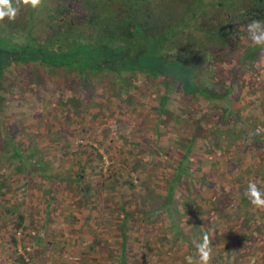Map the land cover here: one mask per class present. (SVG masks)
Listing matches in <instances>:
<instances>
[{
    "label": "trees",
    "instance_id": "obj_1",
    "mask_svg": "<svg viewBox=\"0 0 264 264\" xmlns=\"http://www.w3.org/2000/svg\"><path fill=\"white\" fill-rule=\"evenodd\" d=\"M253 21L264 31V0H42L0 20V204L15 211L13 227L23 216L14 189L4 188L15 179L6 174L19 172L28 183L33 166L49 183L48 199L63 183L84 193L116 190L125 211L132 192L150 217L166 212L183 237L184 223L199 214L216 210L214 221L225 223L242 211L252 203L250 184L264 199V131L253 124L264 109V82L257 83L264 43L254 42ZM148 92L153 101L140 103ZM138 102L146 109L130 140ZM223 157L224 171L238 173L226 184L216 166ZM159 173L164 190L154 202ZM222 185L227 202L217 208L214 186ZM204 236L185 240V249L199 256ZM9 237L14 243V232Z\"/></svg>",
    "mask_w": 264,
    "mask_h": 264
},
{
    "label": "rangeland",
    "instance_id": "obj_2",
    "mask_svg": "<svg viewBox=\"0 0 264 264\" xmlns=\"http://www.w3.org/2000/svg\"><path fill=\"white\" fill-rule=\"evenodd\" d=\"M39 32V29H35L34 33L37 34ZM244 72V73H243ZM250 68H247L246 70L242 71V81L243 84L240 88V98L239 101H243V97L247 92V87L249 86L248 83L250 82L251 75H250ZM260 81L264 82V73L259 74L257 83L260 86ZM135 88V87H133ZM135 94V92H132ZM156 94L148 92L146 95H142L139 98L140 103H144L146 105H149ZM139 102L136 104V109L133 111L132 114V121L128 127V131L132 132L128 136V139L131 140L132 135H136L139 132L136 128L138 126V120L139 116L144 112V109H146L145 106H139ZM246 110H241L242 117L248 116V113L245 112ZM136 119V120H135ZM135 120V121H134ZM134 121V122H133ZM253 124L255 126L259 127L260 130L264 131V109L260 111V113L254 118ZM135 128V129H133ZM230 141H232L231 136L229 137ZM164 144H167V141H163ZM118 145V143H116ZM125 145H131L125 144ZM198 148L199 145H196ZM55 148V147H54ZM102 148L99 147V151ZM54 151L50 152L48 155L53 153ZM146 153V152H145ZM227 156L229 159L231 157L233 158L234 151L233 147L230 146V148H227ZM145 155V154H144ZM245 155L247 153L245 152ZM257 151L253 154L252 158L254 160L257 159ZM104 163H109L110 159L107 157L106 153H102ZM262 154L259 155L258 158H260ZM43 157L48 160L50 156H45L43 154ZM48 157V158H47ZM146 157V156H145ZM225 157L221 158V160L217 161L216 166L221 169V175L222 179L220 178V182H223V184H226V179H231L232 177H235L238 173L231 174L228 171H224V168L222 165L224 164ZM34 160V158L32 159ZM54 161V162H52ZM56 159L52 158L51 161L48 160L49 164L48 167H54L56 165ZM232 162H234L232 160ZM235 163V162H234ZM47 164V163H46ZM29 165V163H28ZM34 167V168H33ZM32 168L35 169L33 171H30L26 176L30 177L28 183H24L23 176H19V172H13L12 174L7 173L8 176H14L15 179L5 182L4 188L7 189H14L13 193L11 194V197H16L21 205L18 206L17 210L22 214L23 221L21 226H18L17 228L13 227V220L16 217L14 214L15 211H11L8 213L7 208L5 209V204L2 206L0 204V263L1 264H13V261L18 260V254H24L27 255L33 264H52L51 262L46 261L47 258L45 256L46 249H45V238L47 230L45 228V221L47 220L45 213H62L63 210L69 211L68 208H71L70 211H72L74 214L78 213L79 210L77 208L74 209V207L80 204L81 198L78 200L77 196H82L80 190H77L76 185L73 186V190H67V186L65 183H63L62 188L59 190L53 191L54 196L51 199L47 198V195L51 193L52 191L47 190L48 182L46 181L45 176L40 175L36 172L35 166ZM49 169V168H48ZM73 170V169H72ZM170 166H161L160 171L164 172L165 174L167 171H170ZM223 170V171H222ZM2 172V167H0V173ZM4 174V172H3ZM86 175L82 176L83 179H88L87 173ZM162 174L159 173V178H155L153 181H151V188H153V191L155 194H152V200L154 202H158L160 200V194L163 193L162 190H164V186L162 187L163 181H162ZM73 177L72 173L70 175ZM20 177V178H19ZM225 180V181H224ZM62 181V180H61ZM62 182H65L63 179ZM18 185V187H16ZM161 185V186H160ZM61 186V182H60ZM17 188V189H16ZM224 190L225 186L222 185L221 187L214 186V191L216 194V197L221 200H218L219 204L217 208L220 206H224V204L227 202L226 196H224ZM113 192L116 190H112ZM133 194V195H132ZM158 194V195H157ZM22 195V196H21ZM97 198V194L95 195ZM112 196V195H111ZM75 198V204H71V207L67 206V200L69 198ZM99 199V198H98ZM108 199V198H107ZM106 198H103L100 200L101 206H107V200ZM263 199V198H262ZM215 200V199H214ZM131 201H134L135 205H139L141 202L140 197L138 194L135 193H126V203L127 205H130ZM209 202L210 204L213 203V198H210ZM150 204V203H149ZM74 206V207H73ZM76 206V207H77ZM226 209V208H224ZM228 211V209H227ZM230 211V210H229ZM215 211H210L209 213L205 214H199L196 217H194V221L192 219L187 220L188 222L184 223V226L188 228V236L189 238L195 240L197 236L200 234L207 235L209 238V241L213 243V246L210 247L211 253H214L215 255L220 256L222 253L227 252L229 255H241L247 258H251L256 255L264 254V208L256 207L253 203L247 204L242 211H239L238 214L231 216V218L227 215L225 223L214 221V219H217L214 217ZM223 214V212H222ZM61 215V214H60ZM154 218H151V221L153 220V224L158 225H164V223H168V218L166 217V212H158L155 213ZM229 217V219H228ZM187 218L186 216H183V220ZM119 219H120V213H119ZM219 219V216H218ZM194 222V224H193ZM43 223V224H41ZM262 223V224H261ZM40 225V227H38ZM192 225V226H191ZM262 226V227H261ZM149 228V226H147ZM162 230L160 228H157L153 230L150 229L149 231L146 229L144 230L141 226L140 228L137 227V229H134V236L137 234L143 232V230L146 233H149L147 236V239L143 243L146 245H150L151 250L154 252H151L145 256H137V253L132 255V258H134L135 261H133V264H188L189 258L192 260L193 264H203V262L198 258L199 256L192 254L191 251H195V249L191 248V251H187L184 246V243H180L178 241V237L176 233L168 231L165 226H161ZM158 233H157V232ZM14 232L15 235V242L12 243L10 240V234ZM165 234L166 240L169 242L166 244V240H164L166 249H172L174 248L176 250L175 253L181 252L183 253L181 256V260L176 261L174 260L175 256H173L175 253H171V256L166 258L167 252L164 251V248L162 246V239L160 238V234ZM198 233V234H197ZM170 234V236H169ZM156 235V238H155ZM187 236V237H188ZM40 239L41 243L36 246L32 243L33 239L35 238ZM126 238H130L129 235ZM146 238V237H145ZM239 239L240 242H242L239 246H234L233 243L236 239ZM139 239V238H138ZM182 242V241H181ZM203 242V239H202ZM195 241H193L192 244H194ZM229 243V244H227ZM42 246V249H39L38 247ZM224 246V247H222ZM181 247V248H180ZM228 248V249H225ZM158 252V255L157 253ZM195 253V252H194ZM161 256V258H160ZM142 258V260H140ZM167 259V261H162V259ZM217 258H215L216 260ZM214 260L215 264L216 261ZM220 262H218L219 264ZM236 262H230V264H236ZM208 264H211V262H208ZM217 264V263H216Z\"/></svg>",
    "mask_w": 264,
    "mask_h": 264
},
{
    "label": "crops",
    "instance_id": "obj_3",
    "mask_svg": "<svg viewBox=\"0 0 264 264\" xmlns=\"http://www.w3.org/2000/svg\"><path fill=\"white\" fill-rule=\"evenodd\" d=\"M81 194L82 196H77L78 200L81 197L83 198L78 206L75 202L76 197L67 200V206L70 205L69 207H71V204H75L77 207H73L79 210L78 213L74 214L70 211L71 208H68L69 211L63 210L62 213L48 214V211L45 213L47 214V220L44 223L47 230L44 241L45 256L47 258L46 261L52 264H133V261H135L132 258L133 254L137 253V256H145L153 252L150 245L143 243L148 240L147 236L149 234L144 231L145 229L149 231L153 227V230H157V228L162 230L161 226H165L170 234L172 232L176 233L174 228L169 227V222H165L164 225H159V227H157V222L153 224L151 218H154L155 214L150 217L149 209L147 206H142L141 203L135 205L134 201H131L130 205L125 206V211L118 208L116 191H95L91 189L86 193L81 192ZM96 194L97 198H95ZM53 196L54 194H52ZM103 198L109 199L107 206H101L100 200ZM141 226L144 229L143 232L134 236L133 230ZM262 229L264 230V228ZM128 235L130 238H126ZM166 236L165 234H160V238H163L161 240L163 242L162 246L164 251L167 252L166 258H169L171 253H175L176 250L174 248L166 249L164 242ZM187 236L188 234H184V237L182 234L181 236L178 235L179 244L184 243L188 239L189 241L192 240L191 237ZM168 242L166 240V244ZM32 243L37 247L41 241L36 237ZM241 243L237 238L233 244L234 246H239ZM212 246L213 243L211 241L209 247ZM38 248L42 249V246ZM156 253L158 255V252ZM182 254L181 250L175 253L173 255L175 256L174 260H181ZM210 255L211 259L209 262L211 264L214 263L215 258H217L215 260L217 264L218 262H220L219 264H230V262L236 261V264H264V254L253 256L250 259H246V257L241 255H229L227 252L222 253L220 256L214 253H210ZM166 258L162 259V261H167ZM19 263L18 260L13 261V264Z\"/></svg>",
    "mask_w": 264,
    "mask_h": 264
},
{
    "label": "clouds",
    "instance_id": "obj_4",
    "mask_svg": "<svg viewBox=\"0 0 264 264\" xmlns=\"http://www.w3.org/2000/svg\"><path fill=\"white\" fill-rule=\"evenodd\" d=\"M42 0H16V6L14 7L11 0H0V20H3L6 16L10 20H14L17 16L18 9L21 4L25 6H31L36 8L41 4ZM249 31L252 33V38L255 43H264V31L260 28V22L253 21L249 25ZM260 34L257 35L256 32ZM248 195L251 198L252 203L259 208H264V199L261 198V192L257 189L255 184H250L248 188ZM210 241L207 235L203 237V243L198 245L199 257L203 264H208L211 259V249L209 247ZM188 264H193L189 258Z\"/></svg>",
    "mask_w": 264,
    "mask_h": 264
},
{
    "label": "built area",
    "instance_id": "obj_5",
    "mask_svg": "<svg viewBox=\"0 0 264 264\" xmlns=\"http://www.w3.org/2000/svg\"><path fill=\"white\" fill-rule=\"evenodd\" d=\"M21 257H22L23 264H33L31 259L27 255L21 254Z\"/></svg>",
    "mask_w": 264,
    "mask_h": 264
}]
</instances>
